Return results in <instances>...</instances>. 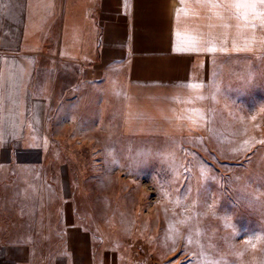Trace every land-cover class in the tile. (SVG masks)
I'll return each instance as SVG.
<instances>
[{
	"label": "crops",
	"instance_id": "0c3cea01",
	"mask_svg": "<svg viewBox=\"0 0 264 264\" xmlns=\"http://www.w3.org/2000/svg\"><path fill=\"white\" fill-rule=\"evenodd\" d=\"M242 2L255 9H237L234 0H0V188L12 157L26 168L47 159L40 99L47 94L36 93L49 88L47 76L55 78L51 98L58 81L69 83L67 101L94 85L101 114L114 116L116 146L191 139L198 161L207 148H227L221 154L232 158L263 146L264 3ZM20 151L29 154L21 161ZM0 220V264H117L70 218L44 256L2 235L7 221Z\"/></svg>",
	"mask_w": 264,
	"mask_h": 264
},
{
	"label": "rangeland",
	"instance_id": "374dc122",
	"mask_svg": "<svg viewBox=\"0 0 264 264\" xmlns=\"http://www.w3.org/2000/svg\"><path fill=\"white\" fill-rule=\"evenodd\" d=\"M47 80L49 88L36 92L47 94L40 97L47 159L26 168L11 158L0 188L2 235L26 240L44 256V248L58 245L67 217L90 230L117 264H264V145L232 158L221 154L227 148H207L199 161L191 139L137 142L151 143L146 148L121 139L116 146L114 116L101 114L94 85L67 101L61 97L69 83L58 81L51 98L55 78ZM61 107L70 113L57 115ZM37 235L51 241L37 242Z\"/></svg>",
	"mask_w": 264,
	"mask_h": 264
},
{
	"label": "snow or ice",
	"instance_id": "6c2138e0",
	"mask_svg": "<svg viewBox=\"0 0 264 264\" xmlns=\"http://www.w3.org/2000/svg\"><path fill=\"white\" fill-rule=\"evenodd\" d=\"M260 3H264V0H259ZM213 7H219L221 5L218 4H213ZM233 7L240 9V8H252L253 10L255 9V3L248 4L246 2H242V0H234V3L232 4ZM178 15H179V10H178ZM247 17V14H244V18ZM215 48H209L208 51H215ZM214 264H219L218 261L214 262Z\"/></svg>",
	"mask_w": 264,
	"mask_h": 264
}]
</instances>
